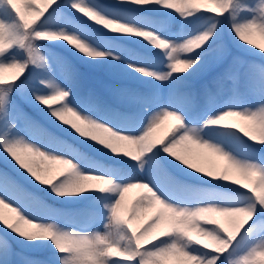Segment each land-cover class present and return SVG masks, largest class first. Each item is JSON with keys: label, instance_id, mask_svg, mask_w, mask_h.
I'll list each match as a JSON object with an SVG mask.
<instances>
[{"label": "snow or ice", "instance_id": "obj_1", "mask_svg": "<svg viewBox=\"0 0 264 264\" xmlns=\"http://www.w3.org/2000/svg\"><path fill=\"white\" fill-rule=\"evenodd\" d=\"M208 3L0 0V264H46L15 251L10 234L54 247L58 264H264V47L252 39L264 38V0ZM65 50L142 80L107 87L126 110L103 101ZM226 117L240 123L223 129L242 137L221 131ZM13 161L32 188L9 170ZM181 172L234 185L236 199L180 195L192 191ZM37 186L87 192V203L61 212ZM61 214L65 225L48 222Z\"/></svg>", "mask_w": 264, "mask_h": 264}, {"label": "rangeland", "instance_id": "obj_2", "mask_svg": "<svg viewBox=\"0 0 264 264\" xmlns=\"http://www.w3.org/2000/svg\"><path fill=\"white\" fill-rule=\"evenodd\" d=\"M196 2H197V4H199L201 6L212 7V5L208 3V0H196ZM36 3L43 4V0H36ZM29 18H31V17L29 16ZM180 31H181V29L179 27H177L176 28V32L179 34ZM252 39L254 41V44H260L262 47L264 46V38H261L259 36V34H255L252 37ZM245 47H247V46H245ZM53 51H57V48H54ZM60 51H63V50H60ZM253 51H255V50L253 49ZM63 54L69 56L73 60L74 63L79 64V65H82L77 60H74L71 57V54L69 52L68 53H63ZM87 65H89V64H87ZM91 65H93V67H95V66H99V65H102V64H91ZM108 69H110V67ZM127 71L128 70L125 69L124 78L123 79H118V78L117 79L120 80V81L142 82L143 83L142 80H138V79L133 78L132 76L127 75ZM10 75H11V72H6L5 73V76L6 77L7 76H10ZM136 75L138 76V74H136ZM118 103L122 104L123 106H126L124 103H122L120 101H118ZM90 114L93 115V116H95V115H98L99 113L94 111V112H91ZM52 119H55V118H52ZM57 123H59V122H57ZM171 123H173V122L172 121H165L164 124L161 125V128L157 130V135H162L163 132L168 129V127L170 126ZM230 123H240V122L238 121V118L237 117H226L223 126L224 125H227V124H230ZM242 123H243L244 126L248 127L249 130H251V125L248 122H242ZM236 130H238V129H236ZM227 131H234V130H223L222 132H227ZM256 134L258 135V132ZM225 139L227 140V142L231 143L234 147H237L238 149H241L242 150L243 145H241L240 142H239V140H237L235 137L229 136V137H226ZM255 142L258 143V140L255 141ZM190 147H193L194 148L195 146H190ZM197 150L198 151H203L206 154V156L208 157V160L210 161V163L216 164V165L220 166V168H223V167H227L228 166V161H226L222 156H219V155H217L215 153H209V152H207V150H203V149H197ZM14 163H15L14 161L11 162L12 165H14ZM49 167L53 171H55V170L59 169L62 166H60L58 164H55V163H52V164L49 165ZM181 167H183V165H181ZM16 168H18V166H16L14 168V170H16ZM186 171H188L189 173L192 172V170H190V169H188ZM20 173H23V176H21V177L24 178L27 182L32 180V178L30 176H28V174L26 172H24L23 169H20L19 170V174ZM181 175H183L185 177H188V178L195 179V180L207 181V178L201 179L199 173H194V174H191V175H184V173L181 172ZM183 181H184L185 184H187L189 186H191V185L199 186V185L194 184L193 182L187 181L185 179H183ZM222 183L226 185V182H223L222 181ZM32 184L34 185L35 182L32 181ZM233 187H235V186L233 185ZM43 188H44V186H37L36 187V190L41 191V190H43ZM137 191L138 190H133V192H131V193L128 194L129 197H132V196L136 195ZM86 193L87 192L82 193L80 196H65V197H59V196H56L54 194V196H52V198H54V199H60V200L65 201V202H73V201L79 200ZM179 194L180 195H184V196H207V197H211V198H215V199H220V200H224V201H230V200L236 199V194L235 193H231V192H228V191H225V190H220V191H218V193H214V191L210 190V188H208V187H199V191L198 192H195V193H189L188 191H186V192H180ZM4 211H5V214L6 215L14 218V216H15L14 213L9 212L7 209H5ZM221 220L223 222V218H221ZM48 222H53V221H51L50 218H49ZM62 225H64V224H62ZM69 226H71V225H69ZM0 228L3 229V226L0 225ZM102 229H103V225L101 224V225H98L93 230H102ZM193 235H195V234H193ZM11 236L14 237L16 240L21 241L23 243V245H24L25 248L26 247L27 248H29V247L32 248V247H35V246L40 247L41 246V243H42V242H28V241L21 240V238H19L18 236H15V234H11ZM114 258L115 259H121L119 257H114ZM125 263H123V261H122V264H125Z\"/></svg>", "mask_w": 264, "mask_h": 264}, {"label": "trees", "instance_id": "obj_3", "mask_svg": "<svg viewBox=\"0 0 264 264\" xmlns=\"http://www.w3.org/2000/svg\"><path fill=\"white\" fill-rule=\"evenodd\" d=\"M41 7H42V6H41ZM76 57H78V56H76ZM78 59H80V58L78 57ZM47 244H49V243L47 242ZM40 248H44V249L46 248V246H45V244H44L43 242L41 243Z\"/></svg>", "mask_w": 264, "mask_h": 264}]
</instances>
